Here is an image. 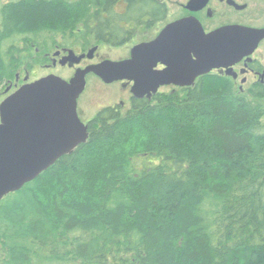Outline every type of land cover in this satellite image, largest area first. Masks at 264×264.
I'll use <instances>...</instances> for the list:
<instances>
[{"label":"trees","instance_id":"trees-1","mask_svg":"<svg viewBox=\"0 0 264 264\" xmlns=\"http://www.w3.org/2000/svg\"><path fill=\"white\" fill-rule=\"evenodd\" d=\"M33 6L18 13L45 19L43 42L86 4ZM5 38L0 81L17 63ZM203 79L101 110L85 144L6 196L0 264H264V93Z\"/></svg>","mask_w":264,"mask_h":264},{"label":"flooded vegetation","instance_id":"flooded-vegetation-1","mask_svg":"<svg viewBox=\"0 0 264 264\" xmlns=\"http://www.w3.org/2000/svg\"><path fill=\"white\" fill-rule=\"evenodd\" d=\"M62 1L76 4L83 2L86 4L85 8L83 7L84 14L70 29L64 33L46 34L42 42L40 23H22L20 27L21 23L14 20L17 19L14 14L20 10L19 7L23 8L22 10L28 7L29 10L40 0H0V28L5 37H9L5 38L6 41L14 38L9 52L17 60L11 67V74L0 81V84H5V95L0 106L23 86L31 84L27 72L37 66L43 65L52 72L58 66L62 69L69 68L73 72V76L68 80L70 81L80 70L107 61L118 63L132 60L133 56H141L138 51L134 52L136 47L157 41L165 30L179 22L200 29L206 36L216 33L229 34L222 40L228 42V45H219L220 48L215 50L214 56L219 55L222 59L213 62L210 66L212 69L194 79L191 85H161L158 93L150 98L134 97V80L114 82L129 93V99L128 103L123 101L111 108H118L123 112L131 108L134 99L152 101L167 89H196L204 77L218 78L226 82L227 88L241 93H264V0H98V3L96 0ZM123 47L128 48V55L123 58L111 60L101 54L103 49L118 50ZM52 49H55V52L50 55L47 51ZM93 50L95 52L90 54ZM70 53L84 58L72 65L73 61L67 59ZM152 59L155 61L149 64L153 65L155 72L161 73L168 69L166 62L155 57ZM192 59L196 60L194 55ZM24 75L26 77L23 79ZM51 75L56 76L54 73L48 74ZM90 76L110 85L94 73L87 75V83ZM152 86L155 88L153 83ZM90 123L91 121L85 123L89 124V129Z\"/></svg>","mask_w":264,"mask_h":264},{"label":"water","instance_id":"water-1","mask_svg":"<svg viewBox=\"0 0 264 264\" xmlns=\"http://www.w3.org/2000/svg\"><path fill=\"white\" fill-rule=\"evenodd\" d=\"M227 35L206 36L200 29L179 22L165 30L157 41L136 47L134 52L141 56H133L132 60L107 61L80 70L70 81L51 75L23 86L0 106V202L88 141L89 126L79 118L78 101L89 73L107 84L134 80V97L150 98L161 85L189 86L207 74L212 63L222 59L214 56L215 50L219 45H228L222 42ZM154 57L166 62L168 69L155 72L149 64L155 61ZM83 58L70 53L67 59L75 65Z\"/></svg>","mask_w":264,"mask_h":264},{"label":"rangeland","instance_id":"rangeland-1","mask_svg":"<svg viewBox=\"0 0 264 264\" xmlns=\"http://www.w3.org/2000/svg\"><path fill=\"white\" fill-rule=\"evenodd\" d=\"M22 9L23 8H20L18 12L23 11ZM18 12L15 15L17 19L14 20H17L18 22L22 21L26 25L32 24L33 22L41 23L45 20V19L42 20L37 19V21H35L36 16L30 18V12H27V14L24 12L26 17L29 18L27 19L24 18L25 15L20 14ZM32 14H36V13H32ZM54 18L55 17H53V19ZM127 50L128 48L126 47H123L118 50L107 48V49H103L101 51V54H103L104 56L108 57L111 60H116L119 57L120 58L126 57L128 55ZM47 52H49L50 55H52L55 52V49L48 50ZM30 67H32V64H30ZM27 73H29L28 75L29 83L47 77L49 73H54L57 77L61 78L64 81H68L69 78L73 76V72L69 68L62 69L59 66L52 72L51 69H46L43 65H41L35 67L33 70H30ZM25 77L26 76L24 75L23 79ZM4 85L3 83L0 84V102L3 100L5 95ZM169 91L171 90L170 89L164 90V92H169ZM247 93L248 92H244V94ZM128 99H129V93H127L120 84L114 83V84L106 85L103 84L98 79H96L95 77L90 76L88 78L86 90L80 96V99L78 101V114L80 119L83 122L87 123L89 120L96 117L101 110L118 105L120 102L123 101L128 103ZM123 112H126V110H124Z\"/></svg>","mask_w":264,"mask_h":264}]
</instances>
